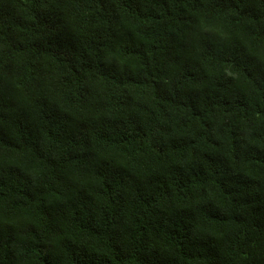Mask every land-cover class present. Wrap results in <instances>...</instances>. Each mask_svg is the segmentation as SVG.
Segmentation results:
<instances>
[{
	"label": "trees",
	"instance_id": "16d2710c",
	"mask_svg": "<svg viewBox=\"0 0 264 264\" xmlns=\"http://www.w3.org/2000/svg\"><path fill=\"white\" fill-rule=\"evenodd\" d=\"M0 264H264V0H0Z\"/></svg>",
	"mask_w": 264,
	"mask_h": 264
}]
</instances>
